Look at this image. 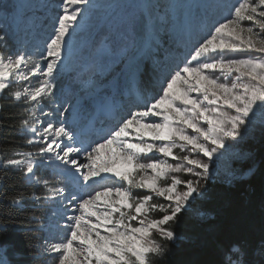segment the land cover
Here are the masks:
<instances>
[{"label":"snow or ice","instance_id":"6c2138e0","mask_svg":"<svg viewBox=\"0 0 264 264\" xmlns=\"http://www.w3.org/2000/svg\"><path fill=\"white\" fill-rule=\"evenodd\" d=\"M84 7L95 5L91 0H61L45 57L53 59L46 65L47 72H42L39 64L31 72V76L47 79L38 81L32 91H12L14 73L30 80L23 66L31 57L19 53L6 57L0 52V99L9 103L11 96V103L42 104L53 96L51 78L63 59L69 29L76 26ZM245 21L250 23L245 25ZM217 71L231 79H220L214 75ZM4 106L0 103V111ZM257 114L264 123V0H239L229 8V16L209 28L185 60L163 78L159 93L143 110L129 112L100 140L77 142L74 132L51 122L38 131L29 123L36 115L31 112L21 127L33 134L25 142L35 151H20L13 138L0 143V200L20 205L29 198L58 199L67 211L79 213L65 214L70 223L60 226L68 230L66 236L44 241L43 251L58 253V264H161L170 252L169 245L180 238L173 225L183 219L181 213L187 216L193 203L206 195L203 182L210 175L208 163L188 154L177 155L174 149L186 152L190 146L191 151L211 159L218 149L225 148V140L241 138ZM189 129L195 135L189 134ZM153 152L183 164L142 159ZM53 161L58 162L54 175L60 183L52 196L33 192L25 197L6 191V177L20 173L29 185L42 186L37 191L52 193L53 179L40 173L52 167ZM181 172L199 179L170 175ZM115 180L127 186H116ZM133 187L147 189L169 203L154 202L153 195H134ZM210 242L215 252L213 264H254L256 246L249 247L246 241L227 233L214 236ZM258 243L264 264V233Z\"/></svg>","mask_w":264,"mask_h":264},{"label":"rangeland","instance_id":"374dc122","mask_svg":"<svg viewBox=\"0 0 264 264\" xmlns=\"http://www.w3.org/2000/svg\"><path fill=\"white\" fill-rule=\"evenodd\" d=\"M29 1L32 2L29 4L31 8L22 10L21 14H18L19 19L20 16L30 14V11L36 8L37 15L29 18L33 19L34 23L42 25V28L48 27V23H44L43 20L40 21L39 17L41 15H46L56 22L61 11V0ZM238 2L239 0H91L95 7H85L93 16L90 21L85 22L86 26L90 27L89 31L74 36L71 42L66 43L65 48L67 45L70 48V61L64 68L56 66L54 70L51 78V82L55 85L53 96L45 99L42 104H36L35 102L23 103V105H28L27 118L31 116L33 111L36 114L29 123L36 126L38 131L50 122L55 125L63 124L68 130L74 132L77 142L82 141L85 144L100 140L108 134L104 133L106 129L103 126L110 125L111 128L108 129L111 131L122 118L128 116L129 112L143 110L144 104L159 93L160 82L163 78L185 60L194 45L207 34L209 28L229 16V8ZM44 3H47L48 6L43 7L42 4ZM16 9L17 6L13 10L15 14ZM81 17L82 15L74 27L76 30L81 27ZM249 23L245 21V25ZM6 26L7 23L0 21V35L4 36V39L0 40L1 52L6 57L9 55L15 56L17 53L31 57V62L24 68V72H27L31 77L30 80H23L14 75L12 91H23L25 88L32 91L37 86L38 81L47 79L43 75L31 76V72L36 70L35 64L40 65L42 72H47L46 65L53 58H45L46 48L38 47L36 53L34 51L26 53L20 49L13 32L8 28H6V31L3 30V27ZM28 26L32 25L28 24ZM51 37L52 35H49L47 38L44 34L40 38L43 47L47 46ZM66 41L68 42V40ZM146 43L149 45L148 48L145 46ZM104 44V55L101 57L99 53ZM140 48L143 50H139ZM234 55L245 54L236 53ZM248 55L256 54L249 53ZM126 65H128V70L124 68ZM92 70L95 74L89 75V71ZM214 75L222 80L231 79L218 71ZM134 77L138 79L134 80L136 87L132 89V85L135 84L133 83ZM147 82L149 86L146 87L145 99H142L143 97L140 95V92H143L141 85L144 87ZM113 84L120 86L115 89ZM123 84L126 85L123 86ZM99 86L103 89L96 91ZM127 88L132 90V93H129L141 104L134 103L130 105L133 103L130 95L128 102L123 107L117 104L120 97H122L120 91L124 92V89ZM139 90L140 92H138ZM78 98H83L84 103L81 105L79 113L74 114L72 106ZM110 98L112 99V108L118 110V119L109 123L106 117L102 116V121L95 122L94 127L91 126L89 121L96 110V103L107 102ZM65 109L67 111H64ZM227 111L231 112L232 110ZM204 126L206 127V125ZM21 131L24 133L25 138L33 135L28 128H21ZM188 132L195 135L190 129ZM98 134L102 136L100 139L97 137ZM208 146L212 147L210 144ZM261 146H264V123L261 122V118L257 114L255 121L243 131L241 138L235 141L225 140V148L218 149L211 159L204 157L202 153L191 151L190 146H188L186 152L176 148L174 153L177 154L178 151L177 155L188 154L192 158L208 163L210 166L208 180L217 178V176L231 180L247 177L253 172L252 160L257 149ZM33 148L35 150L34 146ZM80 159L82 162H86L83 156ZM142 159L166 160L171 165L183 164L182 161L165 158L155 152L142 157ZM236 163L237 165H235ZM54 166L55 164L50 168L41 170L40 174L42 176L53 179V183L50 184L53 192L41 191L43 195L52 196L55 188L59 186L60 182L55 179ZM232 166L234 167L233 170H231ZM184 167H191L193 171L197 172L202 171L192 165L184 164ZM170 175H176L187 180L199 179V177L187 172L170 173ZM104 183L111 186L113 181H105ZM114 183L116 186H127L124 182L118 180H115ZM162 183L165 182L162 181ZM38 187L42 188V186ZM182 188V185L178 186L177 191L179 192ZM37 202L40 206L42 205L46 213L43 227L40 226L41 232L43 231V238L41 244L42 254L39 256H44L47 264H58L57 257L59 254L45 253L43 251L44 241L45 239L66 236L68 230L60 226L64 223H70L65 219V214L79 215V213L67 211L58 199ZM167 203L169 202L167 201ZM92 219L94 220V218ZM133 224H135V221H133ZM1 264L6 263L3 261Z\"/></svg>","mask_w":264,"mask_h":264},{"label":"trees","instance_id":"16d2710c","mask_svg":"<svg viewBox=\"0 0 264 264\" xmlns=\"http://www.w3.org/2000/svg\"><path fill=\"white\" fill-rule=\"evenodd\" d=\"M148 86L147 82L141 88L146 92ZM12 100L8 97L9 103H5L2 99L5 106L0 112V143L13 138L20 151H35L25 142L21 131V122L28 116V105L11 103ZM252 161L254 170L247 177L227 180L217 176L203 182L206 195L193 203L187 216L181 213L183 219L173 225L180 238L169 245L170 252L161 264H213L215 252L210 241L224 233L235 240L246 241L249 247L256 246L254 264H261L258 242L264 233V146L257 149ZM6 179L9 181L6 191L10 195L23 193L31 197L33 192L43 195L37 191L38 186L29 185L20 173ZM132 191L138 196L153 195L154 202L167 204L146 189L133 187ZM43 209L31 198L22 200L20 205L0 200V264L3 261L6 264H47L46 258L39 256L43 238L40 226L46 217ZM206 216L213 219L205 220Z\"/></svg>","mask_w":264,"mask_h":264},{"label":"bare ground","instance_id":"6f19581e","mask_svg":"<svg viewBox=\"0 0 264 264\" xmlns=\"http://www.w3.org/2000/svg\"><path fill=\"white\" fill-rule=\"evenodd\" d=\"M20 1H21L20 3H22L24 0H20ZM31 3L32 2H30L29 0H25L23 5H26L28 7H25L23 9L20 8L19 12L16 10V14H17L16 15L13 10H14V7L17 6V8H18V6H19L17 0H0V21L5 23V24L7 23V26L3 27L4 28L3 30L6 31V28H8V30L12 31L13 34L15 35V39L17 40L16 42L19 44V48L24 50L26 53L30 52V51H34L36 53L38 51V47L39 48H46V50H47V46L43 47V45H42L43 42H42V40L40 38L43 37L44 34H46L47 38L49 37V35H53L54 25H55V21H52V19L48 18V16H46V15H44V16L41 15V17H39L40 21L43 20L44 23H48L49 24L48 27H46V28L45 27L42 28L43 27L42 25L34 23L33 19H29L30 17L32 18L33 16L37 15L36 8H33L31 11L28 10V11H30V14H27V15L25 14L24 16H20V19H19L18 14H21L22 10H26L28 8L30 9L31 6L29 4H31ZM42 6L43 7L44 6H48V4L44 3V4H42ZM82 11H81L82 12V17H81V21L82 22L80 23V26L82 28L80 27L79 30H76L74 28H70L69 29L70 35L66 38V40H68L67 43L71 42V39L73 40L74 36L80 35V34H83L86 31H89L90 27L86 26L87 24L85 22L86 21H90L93 16L89 13L88 9L85 8V7H84V9ZM28 24H31L32 26H28ZM45 31H48V32H45ZM108 39H110V38H108ZM145 46H146V48H148V46H149L148 43H146ZM68 47H69V45H67V47L64 50L63 59L56 66H58L60 68H64L65 65L70 61V56L71 55L69 54L70 53V48H68ZM104 50H105V44L103 45V49H100L99 55L101 57H103V55H104ZM139 50H143V49L140 48ZM96 51H98V50H96ZM47 58H49V57H47ZM128 64H129V62H128ZM112 67H113V65H112ZM24 68H25V66H23V70H24ZM124 68H125V70H128V65L124 66ZM89 69H90V67H89ZM102 71H103V69L101 70V72ZM93 72H94L93 70L91 72L89 71V75L90 74H92V75L95 74ZM14 75H15V73H14ZM135 79H136V77H134L133 83H135L134 82ZM113 85H114L113 87L115 89L118 88V86H120V85H115V84H113ZM125 85L126 84H123V86H125ZM134 85H132V87H133L132 89H135L136 86H134ZM102 89L103 88L101 86H99V87H97L96 91H99V90H102ZM131 91L132 90L128 89V88L124 89V92L120 91V94H121L122 97H120V100H118L119 102L117 104H120L123 107L124 104L126 102H128L129 95H130V97H132V100H133V103H131L130 105H133L134 103L141 104L135 98H133V95L130 94V93H132ZM142 99H145V97H143ZM83 103H84L83 98H78L75 101L74 105L72 106V110H73L74 114H78L79 113V110H80L81 105ZM95 109L96 110H95L94 114L91 116V119L89 121L91 126L95 122L102 121V116H105L106 120H108L109 123L115 122V120L118 119V115H117L118 110L112 108V99L111 98H110L109 101L104 102V103L97 102ZM103 124H104V122H103ZM93 127H94V125H93ZM103 127H105L104 129H106L104 131V133H109L110 132V130L108 129L109 127L111 128L110 125H106V126H103ZM97 137L100 139V137H102V136H100V134H98ZM57 163L58 162L53 161V164H57ZM72 207L74 208V206H72Z\"/></svg>","mask_w":264,"mask_h":264},{"label":"water","instance_id":"95a60500","mask_svg":"<svg viewBox=\"0 0 264 264\" xmlns=\"http://www.w3.org/2000/svg\"><path fill=\"white\" fill-rule=\"evenodd\" d=\"M2 102V99H0V103ZM1 112V111H0Z\"/></svg>","mask_w":264,"mask_h":264}]
</instances>
